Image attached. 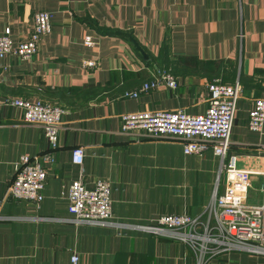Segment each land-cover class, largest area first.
Returning a JSON list of instances; mask_svg holds the SVG:
<instances>
[{"label":"crops","instance_id":"crops-1","mask_svg":"<svg viewBox=\"0 0 264 264\" xmlns=\"http://www.w3.org/2000/svg\"><path fill=\"white\" fill-rule=\"evenodd\" d=\"M52 14V31L27 59L0 57V199L24 154L51 149L44 130L24 122L11 97L63 107L53 161L47 163L39 204L8 199L0 214V264H197L188 245L129 227L167 214L205 216L215 193L224 192L220 159L211 151L184 153L173 138L143 139L121 126L125 113L208 108L206 86L215 78L242 85L230 154L248 171H264V126L249 128V112L264 96V0H0V35L26 41L35 14ZM92 36L93 47L85 45ZM87 60L97 61L92 69ZM170 70L166 83L138 97L124 91ZM84 147L83 164L73 150ZM82 178L93 188L111 183L114 220L124 227L67 220V189ZM264 176L252 174L246 202L261 204ZM207 264H264V255L231 251Z\"/></svg>","mask_w":264,"mask_h":264},{"label":"built area","instance_id":"built-area-1","mask_svg":"<svg viewBox=\"0 0 264 264\" xmlns=\"http://www.w3.org/2000/svg\"><path fill=\"white\" fill-rule=\"evenodd\" d=\"M33 30L26 41L14 43L9 34L0 35V57L15 55L22 59L37 53L44 35L52 31V14L43 9L35 14ZM85 45H95L92 36L85 37ZM97 61L87 60L83 67L92 69ZM166 83L176 88V77L170 70L152 75L140 86L124 91L125 97H138L149 89ZM208 108L203 113L192 114L184 109H164L135 111L122 114L121 126L124 132H135L139 138H173L183 144L186 154H203L211 151L220 159V176L224 192L215 193L206 206L205 216L188 214H167L150 224L128 225L149 234L186 243L193 252L197 264H207L213 256L231 251H245L264 255V198L261 204H249L252 174L264 171H248L238 166L236 154H230V140L236 112V102L240 97L242 85L237 80L226 83L215 78L206 86ZM7 104L20 108L24 122L40 126L44 130L51 149L43 154H24L16 162L13 181L0 199L3 203L12 198L39 204L44 199L43 190L47 181V163L53 161V151L58 147L59 133L62 129L64 108L44 100H31L20 96L8 98ZM249 112V128L261 131L264 126V96L257 98ZM84 147L73 150V161L83 164ZM111 183L99 179L93 188L86 186L82 173L70 183L67 189V220L76 225L83 223L105 226H126L114 220ZM3 216L0 214V219ZM68 264L80 263V256L73 252Z\"/></svg>","mask_w":264,"mask_h":264}]
</instances>
